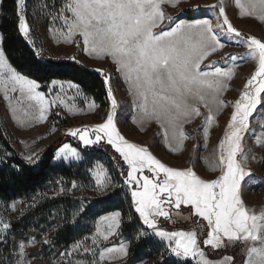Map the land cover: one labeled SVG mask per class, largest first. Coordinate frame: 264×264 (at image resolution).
<instances>
[{
    "label": "snow or ice",
    "instance_id": "obj_1",
    "mask_svg": "<svg viewBox=\"0 0 264 264\" xmlns=\"http://www.w3.org/2000/svg\"><path fill=\"white\" fill-rule=\"evenodd\" d=\"M180 3L181 0H66L52 16L53 23L62 21L60 29L50 27L49 31L60 32L65 43L76 45L96 60H110L127 85L128 94L133 97L137 111L134 120L138 118L141 124L155 121L160 125L165 142L169 143L172 151H179L184 141L189 139L184 130L185 124L202 116L206 145L216 119L213 107L216 114L230 107V118L216 145L215 166L211 168L218 175L213 179H204L193 167H170L153 155L147 146L127 140L115 122L119 104L111 83L112 73H105L101 68L95 71L103 77L110 102L106 119L90 126L69 128L67 133L85 146L97 145L106 139L127 165L126 174L122 171L120 175L123 177L122 185L130 191L132 207L141 222L134 236L137 241L155 236L167 242L166 249L170 255L191 256L198 259V264H235L234 257L230 255L223 256L219 261L209 260L201 243L214 251L243 245L247 257L244 264H264V208L256 210L246 206L241 183L245 177L252 175L247 167L249 157L243 144L250 128V117H253L258 105L264 107V39L244 36L238 31L225 13L223 0L210 6L218 8L215 23L208 18L175 21L172 15L166 14L164 5L178 8ZM235 5L240 9L241 17L259 13L257 18L264 22V0H235ZM26 7V0H16L17 29L32 46L34 55L42 59L43 49L36 48L35 41L31 39ZM44 7L48 6L45 4ZM199 7L194 5L193 10ZM165 21L169 23L167 30L162 27ZM222 34L244 36L240 43L256 62L255 70L234 100L223 98L228 87L226 82L235 76L234 70L217 67L215 61L209 60L225 47L220 39ZM3 39V34H0V91L4 93V99L10 100L11 94H18L17 104L26 102V107L21 109L23 115L37 124L45 123L54 107L62 106L76 114L74 106L66 101L72 99L67 95L70 90H75L76 95L83 94L79 85L72 81L52 80L48 94L39 91L41 86L36 79L22 74L10 63L2 46ZM66 58L80 63L75 55ZM230 58L235 60L236 56ZM57 87L59 92L52 95ZM97 107L99 105L94 100L88 103L90 110ZM202 107L207 109V114L201 111ZM13 119H18L15 109ZM19 122L23 126V121ZM261 126L264 127V121H261ZM55 130V127L51 129ZM253 135L256 143L264 146V136ZM171 141L175 142V147H172ZM58 156L81 159L77 148L69 144L59 148ZM23 159L28 165H37L41 156L37 151H31ZM15 170L19 172V168ZM90 171L95 177L97 191L104 192L114 187L102 165L98 164L95 170ZM76 187L73 181L68 191ZM182 206H189L193 216L206 222V238L201 240L195 229L168 231L160 226V218L172 220V210ZM12 207L15 208V205ZM83 212L85 205L81 203L73 213V224L75 217ZM132 221L133 217L129 215L128 222ZM121 224L122 214L119 211L101 217L92 237L93 245L98 243V238L109 240L119 235ZM10 227L9 222L0 218V234L6 233ZM3 239L4 236L0 235V240ZM37 243L51 245L52 241L47 234L41 241L34 236L27 242L20 240L17 242L16 264H32L26 249ZM83 243L77 241L70 250L60 253L61 257L79 251ZM83 250L93 251L91 248ZM128 251L129 244L122 242L119 247L106 248L101 252L100 260L108 256L113 259L127 257ZM160 262L164 264L163 255ZM91 264L98 262L93 260Z\"/></svg>",
    "mask_w": 264,
    "mask_h": 264
},
{
    "label": "rangeland",
    "instance_id": "obj_2",
    "mask_svg": "<svg viewBox=\"0 0 264 264\" xmlns=\"http://www.w3.org/2000/svg\"><path fill=\"white\" fill-rule=\"evenodd\" d=\"M54 1L60 4L59 8L56 9L57 11L66 2V0ZM220 2L221 0H181L178 8H173L171 5L166 4L164 5V10L166 14L172 15L174 20L177 22L180 19L193 20L208 18L212 19L215 23V15L218 12V8H212L210 6L218 5ZM223 2L226 15L229 17L230 22L238 31L243 33L244 36H255L257 38L264 39V22L257 18L259 13L253 16L241 17L240 9L235 5V0H223ZM194 5H199V9L193 10ZM180 9H184V11L181 12ZM56 10L53 11V9H51V11L48 10V12L43 11L39 14H34L36 24L34 29H31V39L35 41V46L38 49H43L44 52L51 55L69 57L75 55L80 62L94 70L101 68L105 71V73H112L111 83L119 104L115 116V122L120 133L130 142L147 146L153 155L170 167H193L197 174L202 178H215L218 173H213L211 168L215 166L214 154L216 152V145L219 138L222 137L224 127L230 118L231 108H224L222 111L216 114V109L213 107V114L216 115V119L210 128V135L207 139L206 145L202 128V116L194 118L190 124H185L184 130L189 135V139L184 141L183 147L179 151H172L169 143L165 142L163 129L160 127V125H158L155 121L141 124L138 118L134 120V117H137V111L133 105V97L128 94L127 85L123 82L119 74L116 73L115 66L110 60H96L83 52L80 48H77L76 45L65 43L64 37L60 34V32L49 31L50 27L53 29H60L61 27L62 21H56L55 23L52 21V16L56 14ZM49 13H51V15ZM43 14L46 16H43ZM171 26H174V24ZM162 27L167 30L169 23L165 21V24ZM244 36L235 37L233 34H222L220 39L225 47L209 57V60L215 61V66L221 68H232L235 72L234 78L231 81L226 82L228 87L223 93V98L225 100H234L237 98L243 84L246 82L249 75L255 70L256 62L247 55L248 49L242 43H240ZM231 56H236V59L232 60L230 58ZM54 80L70 81L61 79ZM38 83L41 86L39 91H43L48 94L51 87V81L45 85L41 84L39 81ZM80 89L83 93L82 95H76L75 90H70L67 93V95L72 97V99L66 102L69 103V105L74 106L73 112L76 114L69 112L62 106L54 107L49 112L48 120L41 124H37L34 120H31L30 118L23 115L21 109L26 107V102L23 105L17 104L16 97L18 94H11L10 100H5L4 93L0 91V120L7 130L12 145L22 158L25 155H28L31 151H37L41 156L50 143L55 141L58 137L67 134L69 139L61 142L56 147L53 162L65 163L67 165H77L83 161L85 164L83 167V173L89 174L93 183L91 185L89 181L84 179V175L83 180L75 181L77 187L73 189V193L76 196L83 197V203L87 200V198H94L96 196H100L101 194L114 192L115 190L121 191L122 194H130V191H128L126 186L122 185L119 177L115 174V170L111 162L108 161L104 155H84L81 150L72 143L71 140H74L75 137H72L67 133L69 128H78L84 125L90 126L93 124L102 123L106 119L107 112L110 107L109 101L106 103V106L100 105L94 100L93 96L87 94L81 87ZM56 92H59L58 87L54 92H52V95H55ZM85 97H87V100ZM92 100H94L95 103L99 105V107L94 110H90L88 108V103ZM13 109H15V115L18 119H13ZM80 109L83 111H78ZM201 111L207 114V109L202 107ZM19 121H23V126H21ZM261 121H264V107L258 105L253 117H250V128L245 134L243 141L246 154L249 157L247 161V167L251 169L252 175L251 177H245V180L241 182L242 199L245 201L246 206L249 208H255L256 210L264 208V146L257 144L253 135L255 133L257 136H264V127L261 126ZM217 123L219 126H217ZM53 127L56 129L54 132L51 131ZM20 141H24V143H21ZM102 142H106V139L102 140L101 143ZM170 143L172 147L176 146L174 141H171ZM63 144H69L71 147L77 148V150L80 152L81 159L76 160L71 157L65 159L63 156H58V150ZM80 144L83 145L82 142H80ZM98 164L102 165L107 171L108 175L112 179V184L114 185V187H109L104 192L96 190L95 177L93 172L90 171L95 170ZM62 188L64 189L63 193H65L71 187L57 183V190L61 191ZM30 202L31 201L26 198L15 199L9 205L7 214H18ZM13 205H15V208L12 207ZM117 211L122 214L121 210L119 209L110 210L100 214L94 221L93 232L78 240L84 241L82 248L79 251L73 252L71 256L61 257L60 253L70 250L72 245L77 241L61 249L56 254L51 253V256L46 254L47 249L49 248L45 249L43 244L37 243L35 246H30L26 249V251L29 253L27 258L32 260V264H91L93 260L97 261L98 264H127L125 263L126 257L113 259L111 256H108V258L105 260H100V253L106 248L119 247L122 242L130 244L129 239L120 238L119 240L115 241L116 235L110 237L109 240L98 238V243L96 245H93L92 242L93 234L96 231V224L100 218L108 216L110 213ZM2 215L4 217L6 213H3ZM172 217L186 222L190 218V215L188 212H186L185 207L182 206L178 210H172ZM198 224L200 228H204V223L199 222ZM161 227L168 231H189L198 229L195 226L190 228L174 227L170 229L163 226ZM33 236L37 241H41L44 238L43 235H29L27 237H18L15 240L13 259L10 264H16L17 261V242L22 239L27 242V240ZM201 247L204 249L207 258L212 261H219L223 256L230 255L234 257L235 264H244V260L247 258L245 254V247L243 245L229 246L227 249L215 251L212 250L210 246L201 244ZM84 248H91L93 251L85 252L83 250ZM47 255L49 257H47ZM161 255L162 252L159 254V257H161ZM170 257L179 260L188 259L177 257L175 255H170ZM190 259L198 264L197 258ZM149 261L150 258H143L130 264H147Z\"/></svg>",
    "mask_w": 264,
    "mask_h": 264
},
{
    "label": "trees",
    "instance_id": "obj_3",
    "mask_svg": "<svg viewBox=\"0 0 264 264\" xmlns=\"http://www.w3.org/2000/svg\"><path fill=\"white\" fill-rule=\"evenodd\" d=\"M45 4L47 8L44 7ZM59 6L60 4L54 0H27L26 13L31 29H34L36 24L34 14L48 12L51 9L54 11ZM17 23L16 0H0V33L4 37L2 46L10 63L18 71L43 85L54 79L73 81L87 94L93 96L100 105L106 106L107 93L100 73L82 62L76 63L67 59L66 57L69 56H56L43 51V58H37L32 46L19 34ZM76 60L79 61L77 58ZM67 139H69L67 134L58 137L44 150L37 165H28L12 145L7 130L0 120V218L11 225L6 233L0 234L4 236V239L0 240V264L12 262L15 240L18 237L47 234V238L52 243L43 244V247L49 248L46 254L51 256V253L56 254L73 242L91 234L95 219L100 214L115 209L121 210L123 216L120 234L116 236L115 241L120 238L130 241L125 263L130 264L143 258H150L147 264H161L159 254L162 252L164 264H196L190 258L179 260L170 257L164 242L155 236L138 241L134 239L141 222L132 207L129 193L122 194L121 191L115 190L87 198L83 203V197L76 196L73 190L65 193L57 190V183L72 187V182L83 180V175L84 179L93 184L90 175L83 173L85 165L83 161L77 165L53 162L56 147ZM71 141L84 155H104L111 162L115 174L122 182L123 177L120 173L123 171L126 174L127 165L111 145L100 142L97 146H83L76 138ZM16 168H19V172L15 170ZM18 198H26L31 202L18 214H7L9 205ZM81 203L85 205V212L76 216L73 224V213L79 209ZM184 207L190 215L188 221H180L174 217L172 220L160 218V226L168 229L195 226L203 240L206 237V229L200 228L198 223L205 225L206 222L200 217L193 216L189 206ZM3 213H6L4 217ZM129 215L133 217L132 223L128 222Z\"/></svg>",
    "mask_w": 264,
    "mask_h": 264
},
{
    "label": "crops",
    "instance_id": "obj_4",
    "mask_svg": "<svg viewBox=\"0 0 264 264\" xmlns=\"http://www.w3.org/2000/svg\"><path fill=\"white\" fill-rule=\"evenodd\" d=\"M113 213H115V212H113ZM112 213H110L109 215H111ZM177 231V230H176ZM159 239V238H158ZM160 240V239H159ZM161 241V240H160ZM162 242H164L165 244L167 243L166 241H162ZM181 258H185V257H181ZM186 258H192L191 256L190 257H186Z\"/></svg>",
    "mask_w": 264,
    "mask_h": 264
}]
</instances>
